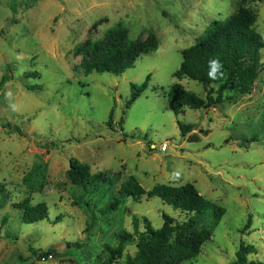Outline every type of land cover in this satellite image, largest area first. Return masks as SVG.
Here are the masks:
<instances>
[{
	"label": "rangeland",
	"instance_id": "1",
	"mask_svg": "<svg viewBox=\"0 0 264 264\" xmlns=\"http://www.w3.org/2000/svg\"><path fill=\"white\" fill-rule=\"evenodd\" d=\"M239 4L0 0V79L7 77L0 90V264H94L106 245L117 246L120 232H133V217L146 218L154 229L161 227L162 213L175 223L185 220L180 211L144 196L102 214L130 177L145 190L190 183L224 209L212 237L180 264H231L240 242L255 248L247 261L264 263V50L263 69L250 95L229 87L224 95L230 101L208 111L185 107L178 116L168 104L174 83L205 99L201 84L174 78L181 53L212 22L228 19ZM244 6L253 12V28L264 39V0ZM117 24L123 27V38L137 43H147L152 33L156 49L120 75L86 73L85 64ZM148 75L147 88L126 109L131 86H140ZM111 112L112 131L106 125ZM178 123L194 130L182 137ZM16 128L30 138L19 136ZM162 143L166 152L157 149ZM71 159L87 164L91 174L110 176L114 185L85 195L79 203V189L66 176ZM44 162L45 186L29 193L22 179ZM28 195L32 204H46L48 220L30 225L20 221L13 206ZM248 218L250 225L244 228ZM67 244L81 247L65 256ZM31 249H53L59 257L37 260ZM136 251L134 245L126 246L117 264Z\"/></svg>",
	"mask_w": 264,
	"mask_h": 264
},
{
	"label": "trees",
	"instance_id": "2",
	"mask_svg": "<svg viewBox=\"0 0 264 264\" xmlns=\"http://www.w3.org/2000/svg\"><path fill=\"white\" fill-rule=\"evenodd\" d=\"M254 1L240 0L237 10L228 19L212 22L194 45L182 51L181 63L174 78L178 81L186 78L201 84L205 99L198 98L186 91L181 84L174 83L168 94V104L174 116L183 114L185 107L208 111L230 101L231 98L224 95L229 87H234L240 95H250L253 92L259 73L263 69L261 51L264 50V39L253 28L254 14L244 6L245 3ZM106 38L103 47L85 64L86 73L120 75L141 55H147L157 47L152 33L149 34L147 43H137L123 38V27L120 24L110 28ZM149 80L148 75L140 86H131V97L125 105L126 109L145 91ZM6 81V76L1 77L0 90ZM123 124V118H120L119 127ZM106 125L113 130L112 112ZM4 126L9 127L8 124ZM178 127L182 137L194 130L192 125L178 123ZM16 132L19 136L28 137L20 128H16ZM46 168L45 162L40 163L23 177L22 183L29 193L42 191L45 186ZM66 176L68 181L79 189V203L85 195L114 185L113 178L104 173L91 174L89 166L76 159L69 161ZM143 196L147 199H159L173 210L184 214L185 220L182 223H175L172 217L162 213V225L154 229L146 218L133 217V232H120L117 235V246L112 248L106 245L103 250L104 256L94 264H117L128 245H134L137 251L134 257L127 256L124 264H180L183 260L193 257L201 244L212 237L214 227L225 213L222 207L206 200L190 183L177 187L157 184L150 190H145L134 177L120 184L116 196L101 213L111 214L118 210L124 200H136ZM13 207L20 212L19 219L23 224L30 225L48 220L46 204H32L30 195ZM141 220L143 230L140 229ZM6 221L7 218H3V222ZM249 225L250 218L244 228H248ZM80 247L79 244H67L64 255L70 256L67 250ZM250 253H255V248L240 242L235 260L231 264H264L259 261H247L246 255ZM31 254L37 260L59 257L53 249L44 251L31 249Z\"/></svg>",
	"mask_w": 264,
	"mask_h": 264
},
{
	"label": "built area",
	"instance_id": "3",
	"mask_svg": "<svg viewBox=\"0 0 264 264\" xmlns=\"http://www.w3.org/2000/svg\"><path fill=\"white\" fill-rule=\"evenodd\" d=\"M167 144L166 143H162V144H160L159 146H158V150L160 151V152H166L167 151Z\"/></svg>",
	"mask_w": 264,
	"mask_h": 264
}]
</instances>
